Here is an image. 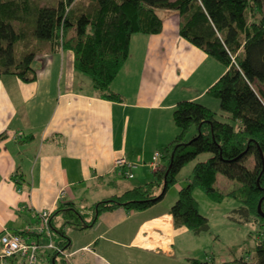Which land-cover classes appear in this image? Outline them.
<instances>
[{
  "label": "crops",
  "instance_id": "0c3cea01",
  "mask_svg": "<svg viewBox=\"0 0 264 264\" xmlns=\"http://www.w3.org/2000/svg\"><path fill=\"white\" fill-rule=\"evenodd\" d=\"M160 15L161 32L133 35L130 57L111 85L121 100L100 93L76 68L72 49L55 51L48 41L35 58V80L1 76L0 134L6 135L0 139V235L34 231L41 210L54 212L72 202L87 210L152 180L155 152L180 133L174 111L182 100L220 111L219 99L209 93L225 72L219 60L180 34L177 11L163 9ZM120 157L139 164L133 178L116 172ZM130 179L139 184L128 185ZM183 187L178 184V197ZM160 202L142 210L104 211L83 230L66 228L68 262L111 264L110 258L120 261L124 253L134 262L143 252L155 254L145 257L150 263L174 257L176 236L191 230L176 227L175 203L161 208ZM72 230L82 234L72 236ZM41 258L40 264H49L46 252Z\"/></svg>",
  "mask_w": 264,
  "mask_h": 264
},
{
  "label": "trees",
  "instance_id": "16d2710c",
  "mask_svg": "<svg viewBox=\"0 0 264 264\" xmlns=\"http://www.w3.org/2000/svg\"><path fill=\"white\" fill-rule=\"evenodd\" d=\"M163 9L177 11L180 34L226 65L209 90L220 100L221 109L182 100L174 111L180 133L163 149L165 164L155 170L152 180L87 210L73 202L61 203L52 214L50 232L63 252L48 248L39 252L40 257L41 251L47 253L49 264H70L71 237L66 228L83 230L104 211L142 210L162 201L181 169L205 152L213 155L195 164L191 183L180 190L171 208L176 227L184 226L197 235L210 230L209 218L194 194L196 187L214 201L237 199L239 205L233 209L237 221L264 224L259 212L261 200L264 211V0H89L88 5L79 0H0V79L14 74L35 80L34 61L42 43L48 41L52 50L72 49L76 68L93 79L100 93L121 100L111 85L130 57L133 35L161 32ZM220 114L232 122L220 119ZM5 135L1 133L0 139ZM219 173L237 181L235 187L220 190L216 186ZM13 232L42 241L50 237L35 231ZM256 255V264H264V240L258 243ZM195 262L253 264L245 257Z\"/></svg>",
  "mask_w": 264,
  "mask_h": 264
},
{
  "label": "rangeland",
  "instance_id": "374dc122",
  "mask_svg": "<svg viewBox=\"0 0 264 264\" xmlns=\"http://www.w3.org/2000/svg\"><path fill=\"white\" fill-rule=\"evenodd\" d=\"M79 3L88 5L89 0H79ZM18 46V45H17ZM24 51V44L20 43L18 46V52ZM220 69H227L226 65L219 61ZM214 98V97H213ZM214 100H218L215 98ZM218 102H220L218 100ZM222 120L231 119L223 118ZM195 128L191 130V134L188 135V139L192 137ZM213 154L205 152L200 154L196 159L188 162L179 172V185H189L193 177L194 165L198 160L206 161ZM251 166H254V160H250ZM129 180V179H128ZM227 178L223 173H219L217 177L216 186L222 191H228L235 187V183ZM130 186L138 185L133 179L126 181ZM178 184L173 185L167 192L163 202H160L158 207H168L173 205L178 197ZM194 194L199 201V207L202 213L208 215L210 221V230L205 231L199 235H195L191 231L181 232L176 236L174 243L175 256L172 258L157 257L156 263L144 262L145 257L152 256L153 253L143 252L140 253L141 257L139 261L130 260L127 253H124L123 259L120 261L116 258H110L111 264H198L195 259L201 261H230L245 257L252 261L253 264L257 263L256 248L260 240H264V224L255 222L241 223L234 219L233 209L239 205V202L234 197H227L223 201H214L209 195L200 187H196ZM126 213H130L126 210ZM238 217V216H237ZM72 236L74 234H82L78 230H72ZM81 239V238H79ZM109 244V242L107 243ZM1 252V245H0ZM150 257V258H152ZM149 258V259H150ZM1 261V259H0ZM40 259L39 264L41 263ZM47 264V262H44ZM110 264V263H109Z\"/></svg>",
  "mask_w": 264,
  "mask_h": 264
},
{
  "label": "built area",
  "instance_id": "2783aa9c",
  "mask_svg": "<svg viewBox=\"0 0 264 264\" xmlns=\"http://www.w3.org/2000/svg\"><path fill=\"white\" fill-rule=\"evenodd\" d=\"M163 152L158 150L153 156L152 165L154 169L161 167ZM138 163L128 160L126 157L117 158L115 161V170L119 175L127 178L135 176L134 170ZM63 194H65L63 192ZM39 223L34 229L39 234L48 233L49 239L42 241L31 239L29 236L22 235L18 232L7 230L0 235L1 252L0 257L3 264H39L41 249H52L63 252L56 241L52 238L50 232V221L53 214L52 210H41L39 213Z\"/></svg>",
  "mask_w": 264,
  "mask_h": 264
},
{
  "label": "water",
  "instance_id": "95a60500",
  "mask_svg": "<svg viewBox=\"0 0 264 264\" xmlns=\"http://www.w3.org/2000/svg\"><path fill=\"white\" fill-rule=\"evenodd\" d=\"M262 201L263 200H261L259 203V212L261 213L262 216H264V211L262 210Z\"/></svg>",
  "mask_w": 264,
  "mask_h": 264
}]
</instances>
